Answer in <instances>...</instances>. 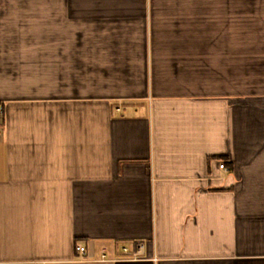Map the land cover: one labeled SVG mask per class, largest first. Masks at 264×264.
<instances>
[{"label":"crops","instance_id":"crops-1","mask_svg":"<svg viewBox=\"0 0 264 264\" xmlns=\"http://www.w3.org/2000/svg\"><path fill=\"white\" fill-rule=\"evenodd\" d=\"M0 104V264H264V0H0Z\"/></svg>","mask_w":264,"mask_h":264},{"label":"built area","instance_id":"built-area-1","mask_svg":"<svg viewBox=\"0 0 264 264\" xmlns=\"http://www.w3.org/2000/svg\"><path fill=\"white\" fill-rule=\"evenodd\" d=\"M2 117H3V106H2V104H0V120L2 119ZM220 169H222V170H228V168L226 167L225 164H220ZM76 251L78 253H80V254H83V255L86 253L85 248L83 246H81V245L76 248ZM125 252L127 253L128 250L125 249ZM138 254H139V252H137L135 255H138ZM103 257H105V254H103Z\"/></svg>","mask_w":264,"mask_h":264}]
</instances>
